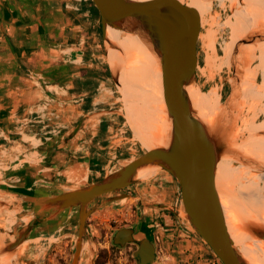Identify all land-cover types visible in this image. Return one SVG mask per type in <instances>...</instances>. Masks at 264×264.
Listing matches in <instances>:
<instances>
[{
  "label": "water",
  "instance_id": "water-1",
  "mask_svg": "<svg viewBox=\"0 0 264 264\" xmlns=\"http://www.w3.org/2000/svg\"><path fill=\"white\" fill-rule=\"evenodd\" d=\"M91 2L98 14L103 41L111 44L107 36L108 27L129 32L145 41L157 57L162 74L164 104L170 121L166 144L146 150L96 182L54 195L42 197L0 184L2 195L18 200L11 206L6 204L9 209L33 210L31 217L16 233L0 229V257L15 253L35 233L56 222L67 210L76 208L77 234L68 264H80L86 245L89 254L87 264H94V244L87 226L89 216L95 211L94 203L112 193L120 194L111 200L128 197V194L121 192L135 183L140 170L159 167L172 177L178 187L182 217L219 262L249 264L228 233L215 177L218 163L226 158L264 172V163L223 143L242 97L246 67L244 50L250 45L264 42V24L249 31L236 44L230 60L229 89L223 108L214 123L208 125L187 92L188 86L194 82L198 62L200 17L197 13L186 4L131 0ZM110 75L119 85L118 75H113L111 70ZM79 126L68 139L75 135ZM246 227L254 239L264 240V226L247 223ZM130 243L137 245L134 252L137 264H153L156 261L154 244L146 237L136 239L133 227L120 228L113 233L114 246L124 247Z\"/></svg>",
  "mask_w": 264,
  "mask_h": 264
},
{
  "label": "rangeland",
  "instance_id": "rangeland-1",
  "mask_svg": "<svg viewBox=\"0 0 264 264\" xmlns=\"http://www.w3.org/2000/svg\"><path fill=\"white\" fill-rule=\"evenodd\" d=\"M193 1L195 0H180L179 4H186L191 8ZM206 4L205 6L197 9V14L202 21L199 24L200 30L197 39L198 62L194 82L190 85L191 88L188 86L187 92L193 103L202 100L206 101L207 98H211L207 103V106H204L206 109L203 108V116L201 115L202 119L209 125L214 123L215 118L221 112H218V110L223 108L224 98L227 95L229 89V60H231L232 53L234 51L232 49L235 46L231 38L232 29L229 27V22L231 20H233L235 23L238 21L234 16V12L238 9H241L244 4L242 0H237L235 4H231L230 1L227 0H208V5L206 6ZM90 7L91 5L89 4L87 9ZM207 9L209 10L206 13ZM88 17L89 21L91 22L90 34H92L90 35L92 36L90 38V54H93L92 56L90 55V58L93 61V66L96 67L91 70L93 73H90V102L88 103H98L96 105L97 111H95L97 113L99 112V109L105 110L104 112H108V114L111 113L110 116L108 115L111 120L108 121L107 124L105 123L110 127L108 128L107 132L103 133V137H100V139L103 138L105 141L101 140L99 141V144L94 143V154L96 155L95 157H98L96 161L99 163V166L90 168L92 171L89 179L90 184L120 169L131 160L140 156L146 151V149H144L142 145L137 140H135L131 130L129 129V126L127 125L123 116L124 107L121 101L119 85L114 83V81L111 79V75L106 71V65L108 66L106 63V51L109 48L115 50H118V48L113 43H111V45L110 43L103 41L101 29L98 28L100 25L98 17L92 12L88 14ZM208 34L212 36V41L214 43V48L211 50V53L213 54L210 56L212 59L208 57V53L203 49V37ZM261 43L253 45L252 49L254 51H249L248 47L246 50H244V56H247L248 52L251 54L252 52L254 53L252 54V60L249 59L251 60V63H249V61V64H247L248 66L246 65L245 67L246 73L244 74L247 75H245L246 78L243 77L241 90H244L243 84L245 82V85L249 87L251 86V90L255 94H258V88L262 85L263 68L260 58V51L258 49V46H260ZM145 48L151 52L149 47ZM230 50H232V52H229ZM230 55L231 57L229 58ZM208 59L216 61H213L214 64L212 66H208ZM252 72H255L256 74H252ZM113 75H115V73H113ZM209 75L213 78H210ZM248 75L249 77H247ZM250 77H252V79ZM210 92L212 93L210 94ZM161 96L162 102L157 101V106L163 126L167 134H169L170 121L166 113L163 93ZM215 104L216 108L213 106ZM92 107L93 106L90 105V108ZM213 108H215V110H213ZM258 109L259 107L250 102L249 97L247 95L245 96L242 91L240 104L234 114L232 125L223 140L225 146H234L233 148H236L242 152L239 149V146L245 144V142L249 139L264 138V131L255 133L250 132L249 134L246 132L247 130L245 131L246 125L257 124L264 120V113L261 115L260 112H258L260 111ZM254 114L255 116H253ZM210 116L213 119H209ZM252 116L254 118L251 120ZM78 123L79 121L76 124H71V126L76 127ZM40 124L46 126L45 129L48 131L52 129L54 121L44 120V122ZM32 132L35 133L36 131ZM46 136L47 138L49 136L51 137L50 134H46ZM100 145H105V149L100 150ZM48 146L46 148L47 151L50 149H48ZM19 151L20 150L18 148L14 149L12 143L1 141L0 184L3 186H5V183L16 185L14 178H12L13 173L18 172L19 169H22L23 165H27L31 161V157L29 155L25 156L28 154V152ZM89 153L92 154V151H89ZM56 154L57 153H55L53 156ZM229 160L232 162L234 167L242 166L248 168L251 175H259L263 173L246 167L234 159L233 161L232 158H229ZM18 163L20 164L18 168H15V171L11 170L14 168V164L17 165ZM159 175L171 177L162 170L156 172L146 179H140L137 177L135 183L132 186L122 190L121 192L128 194V197L118 200H111L113 197H116L120 194L112 193L103 196L94 203L93 207L95 211L89 216L87 220L88 231L94 244V264H96V261L99 264H137V260L134 257V252L137 249L136 244L130 243L126 244L124 247H118L112 244L113 233L117 229L124 227H133L135 229L136 239L146 237L154 244L156 261L153 264H206V260L209 259L215 261V264H219L216 262V260H219L209 249V256L202 255L200 251L198 252L197 250H193L192 246L185 240V236L182 235L184 234L182 229H178L176 231L173 230L176 226V219H174L175 222L173 224L164 223V218L161 217L163 214L168 215L171 218L174 217L173 211H175V209L172 208L173 210H170V204L174 202L172 201L174 200V196L166 182L159 184L161 181H157V177ZM2 182H4V184ZM218 188L223 201H226L233 206L236 217L243 226L244 231L247 232V223L259 225V223L255 221L256 218L252 214L246 199L239 195L236 189L221 186H218ZM257 190L262 192V197L264 199V176L260 178L251 188V191ZM248 192L250 191L248 190ZM55 193L56 191H51L50 193L47 192L45 194L49 196L54 195ZM246 196H248V194H246ZM14 203H18V200L7 197L0 193V229L4 232H11L12 234L16 233L17 230H19L24 225L25 222L22 221V217H31L33 214L32 209L19 210L9 209L7 207V205L11 206ZM162 206H167L169 209H164ZM4 210H17L19 212L16 220H14V222L10 224L8 228H6L3 224L2 213ZM179 217L183 220L187 227H189L182 215H179ZM77 221V209L73 208L67 210L56 222L49 224V226L44 230L35 233L22 245L19 250L11 255L5 256V258H7L11 264H68L72 256V245L77 234ZM52 233L55 234V238L53 239L50 247L41 257L35 258L33 249L35 247V241L38 240L37 237H40L41 235H43L42 237L48 236ZM250 236L252 237V235ZM252 240L254 242L259 263L264 264V240L260 241L254 239L253 237ZM236 247L239 249L237 243ZM88 255V247L86 245L82 253L80 264L88 263Z\"/></svg>",
  "mask_w": 264,
  "mask_h": 264
},
{
  "label": "crops",
  "instance_id": "crops-1",
  "mask_svg": "<svg viewBox=\"0 0 264 264\" xmlns=\"http://www.w3.org/2000/svg\"><path fill=\"white\" fill-rule=\"evenodd\" d=\"M88 6L89 0H0V146L1 141L12 143L14 149L31 157L30 163L13 173L16 185L2 182L10 188L42 197L51 191L57 194L89 184L90 168L99 166L94 143L105 141L100 137L110 126L103 131L102 123L111 120V113L103 109L97 113L98 103L87 101L90 73L96 68L90 58ZM50 113L56 117L51 118L54 124L47 131L40 123L49 119ZM78 121V130L68 139L76 129L71 124ZM19 165L14 164L11 170ZM158 171L159 167L145 168L137 177L146 179ZM158 180L159 184L166 182L174 196L170 204L174 217L163 214L164 223L173 224L176 219L173 230L182 229L193 250L209 256L206 245L179 217L183 210L174 180L164 175ZM18 214L17 210H4V226L8 228ZM21 219L28 221V217ZM42 236L34 243L35 258L41 257L55 238L53 233ZM1 241L0 236V245ZM3 257L0 264H11ZM206 261L215 264L212 259Z\"/></svg>",
  "mask_w": 264,
  "mask_h": 264
},
{
  "label": "bare ground",
  "instance_id": "bare-ground-1",
  "mask_svg": "<svg viewBox=\"0 0 264 264\" xmlns=\"http://www.w3.org/2000/svg\"><path fill=\"white\" fill-rule=\"evenodd\" d=\"M131 1L179 4L180 0H143V1L131 0ZM227 1H230L231 4H235L237 0H227ZM205 4L206 6L208 5V0H195L191 4V8L197 13V9L205 6ZM243 4L244 6L241 7V9H238L237 11L234 12V16L237 18L238 21L236 23L233 22V20L229 22L230 23L229 27L232 29L231 38L235 46L238 43V41L249 31L257 27H260L261 25L264 24V0H244ZM208 10L209 9H207L206 13L208 12ZM201 22L202 21L200 20V23ZM107 36L110 42L116 45L118 48V50L112 48H109L107 50L106 63L108 64L110 70L118 75L121 101L123 103L125 120L127 125L129 126V129L131 130L135 140H137L146 150H151L155 147L165 145L168 134L163 126L157 106V101L162 102L161 95L163 93L162 74L157 57L152 52H149L145 48L148 47L147 43L137 35H134L129 32L122 33V31L119 30L117 31L116 29L108 27ZM203 38H204L203 49L208 53L209 55L208 57L210 58V56H212L213 54L211 53V50L214 48L212 36L208 34ZM252 47H253L252 45L248 46L249 51H254ZM258 49L260 51V58L262 61V68H263L262 85L259 86L258 88L259 89L258 94H255L254 92H252L251 86L249 87L245 85L244 82L243 84L244 90L242 91L245 94V96L247 95L249 97L250 102L255 104V106L257 105L259 107L258 110L260 111L258 112H260V114L263 115L264 113V103H263L264 101V42H262L261 45L258 46ZM232 50H230L229 52H232ZM253 53L254 52H252V54ZM252 54L248 52L247 56H245L244 58L247 59L248 57L249 59L252 60ZM230 57L231 55L229 56V58ZM251 60H249L250 61L249 63H251ZM208 61H206L208 62L207 63L208 66H212L215 62L214 60H209V59ZM244 62L247 63V61L245 60ZM252 74H256V73L252 72ZM245 75L247 74H244V77ZM247 77H249V75ZM250 78L252 79V77ZM211 93L212 92H210V94ZM210 99L211 98H207L206 101L202 100L193 103L199 109L200 115L203 116L204 114L203 108L207 106V103L210 101ZM216 104L213 105L215 106V108H216ZM215 108H213V110H215ZM221 110L219 109L218 112H220ZM255 114L253 116H255ZM253 116L251 117V120L254 118ZM211 118L212 117L210 116L209 119ZM245 131L248 132V134L250 132H254V133L263 132L264 120L257 124L246 125ZM239 149L250 158H253L258 162L264 163V138H251L248 141H246L245 144L240 145ZM263 176H264V172L259 175H251L249 173L248 168L242 166L234 167L232 162L229 160V158H227L218 163L216 167V177H215L216 184L218 186L236 189L238 194L241 195L244 199H246L252 214L256 218L255 221L258 222L259 225L261 224L262 226L264 225V215H263L264 199L262 197V192L259 190L251 191V188ZM248 190L250 192H248ZM246 194H248V196H246ZM220 201L224 212L228 233L230 234V237L232 238L234 243L235 244L237 243V245L239 246V252L249 262V264H260L252 237L248 234V232L244 231L243 226L236 217L233 206L228 202L223 201L222 198H220Z\"/></svg>",
  "mask_w": 264,
  "mask_h": 264
},
{
  "label": "trees",
  "instance_id": "trees-1",
  "mask_svg": "<svg viewBox=\"0 0 264 264\" xmlns=\"http://www.w3.org/2000/svg\"><path fill=\"white\" fill-rule=\"evenodd\" d=\"M89 4L91 5V7L88 9V12H89V13L92 12V13H94V14L98 17L97 11H96V9L93 7L91 1H89ZM98 28H100V25H99ZM106 71L108 72V74H110V72H109V68H108L107 65H106ZM87 101L90 102V97L87 98ZM102 126H103V131H104L107 125H106L105 123H102ZM216 262H218L219 264H221V263H220L219 261H217V260H216ZM96 264H99V263H97V261H96Z\"/></svg>",
  "mask_w": 264,
  "mask_h": 264
},
{
  "label": "built area",
  "instance_id": "built-area-1",
  "mask_svg": "<svg viewBox=\"0 0 264 264\" xmlns=\"http://www.w3.org/2000/svg\"><path fill=\"white\" fill-rule=\"evenodd\" d=\"M44 117H45V116H44ZM49 117H50V118H49V119H46V120L51 121V118H52V117H56V116H55L53 113H50V114H49Z\"/></svg>",
  "mask_w": 264,
  "mask_h": 264
}]
</instances>
